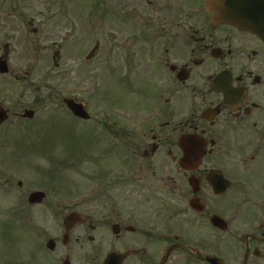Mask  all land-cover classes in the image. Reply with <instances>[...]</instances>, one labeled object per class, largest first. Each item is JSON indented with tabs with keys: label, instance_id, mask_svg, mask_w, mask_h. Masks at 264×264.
Wrapping results in <instances>:
<instances>
[{
	"label": "flooded vegetation",
	"instance_id": "obj_1",
	"mask_svg": "<svg viewBox=\"0 0 264 264\" xmlns=\"http://www.w3.org/2000/svg\"><path fill=\"white\" fill-rule=\"evenodd\" d=\"M205 8L140 0L133 35L110 36L82 63L79 23L56 0H0L8 72L57 71L66 86L82 67L137 71L140 102L151 104L130 124L125 111L64 87L8 109L27 142L11 146L12 171L0 176V264H264V42L212 22ZM66 99L89 119L73 116ZM40 101L61 111L36 122L47 133L34 145L32 121L19 116L37 117ZM40 146L60 175L72 169V182L33 185L26 168ZM37 190L46 196L30 204ZM53 190L66 197L42 207Z\"/></svg>",
	"mask_w": 264,
	"mask_h": 264
},
{
	"label": "rangeland",
	"instance_id": "obj_2",
	"mask_svg": "<svg viewBox=\"0 0 264 264\" xmlns=\"http://www.w3.org/2000/svg\"><path fill=\"white\" fill-rule=\"evenodd\" d=\"M64 4L63 10H70L71 12H67L66 14L71 20L79 21L80 25L82 24L83 20L88 16H93V13L91 12V5L92 4H101L106 12H108V8H112L109 12V14H113V16L118 15L119 11L122 9L124 11H130L131 9L135 11H140V2L138 0H61ZM92 3V4H91ZM67 6V8H65ZM128 17L131 16V12L127 14ZM96 19V35L97 37L100 35L102 29L105 28L106 25H108L109 29L111 30L110 33H113L112 31H118L122 34L131 33L128 32V29L126 26L122 24L121 21H115L112 17H107L103 14L95 16ZM95 22V20H94ZM81 39H82V47L83 49L86 48L87 50L90 48V41H86L84 44L83 37L85 35L83 34V30L81 29ZM87 33V32H86ZM87 37V36H86ZM84 49V50H86ZM87 71L82 72V80L84 81V75L87 76ZM131 73V72H130ZM138 74V72H133L131 75L133 76L132 81L125 80L119 71L116 70H108L103 71L101 75L99 76L100 79V89H97L94 91L92 98L95 100H100L102 105H105L107 107H116L118 109H121L126 112H138L140 113V109L149 108L151 106L148 102H140V96L137 93L138 89V80L136 78L135 74ZM98 74H100L98 72ZM78 76V74H77ZM59 73L57 71H29V72H9V74L5 76H0V105L7 107L15 104L14 106H17V103H20V106L23 108L30 107L34 103L35 98H40L41 96L46 95L47 97H50V95H58L60 93V85H61V79H59ZM82 80H78V84L82 88V95L85 97H89L87 93H90V82L84 81L82 83ZM67 82V81H65ZM89 83V85L87 84ZM46 88V89H45ZM50 90L52 92H50ZM54 94V95H53ZM55 97V96H54ZM37 107L39 109V115L38 119H41L46 115V111H48L51 107V105H48V103H38ZM51 110V109H50ZM56 116L52 115L49 118H55ZM35 124V123H33ZM11 126H7L3 129L2 132H5L7 129H11ZM17 128V127H16ZM12 138V136H10ZM1 143V142H0ZM58 142H55L54 144H57ZM39 151V156H33L32 163L34 173H32V181L34 186H41L42 179L45 178L46 181H53V182H59L67 176H63L60 179L52 178L50 174L45 173V167L44 165L48 166L47 164V158L54 157L55 155L51 154V156H48L46 152ZM35 157V158H34ZM31 163V164H32ZM36 165V166H34ZM0 167H3L0 165ZM60 169H66L61 168ZM0 174H2V171L0 170ZM66 175V174H63ZM75 178V177H74ZM80 178V177H77ZM83 181H86V179H81ZM72 182V180H71ZM82 184V181H80ZM56 184V183H55ZM52 185V184H50ZM72 185V184H71ZM70 185V186H71ZM62 190V189H61ZM54 193H51L49 195L50 198H48L47 203H45L42 207H59V201L61 198H65L66 196L59 192L54 191ZM58 197V198H56ZM55 199V200H52ZM72 199V198H71ZM64 200L63 202L66 205H71L72 200ZM57 200V201H56ZM59 200V201H58ZM44 217V216H43ZM35 218V217H34ZM9 255V254H8ZM35 264V263H34Z\"/></svg>",
	"mask_w": 264,
	"mask_h": 264
},
{
	"label": "water",
	"instance_id": "obj_3",
	"mask_svg": "<svg viewBox=\"0 0 264 264\" xmlns=\"http://www.w3.org/2000/svg\"><path fill=\"white\" fill-rule=\"evenodd\" d=\"M225 2V0H213V10L215 11V14L217 17H220L221 19L225 20L226 22H229L232 25H236V26H243V24H247L248 21L250 22L249 25H253L254 27H256V32L261 33L264 36V17L262 16V18H259L260 15L263 14V11L261 10V12L258 11V4L255 2V4L250 5V1L247 2L246 1V5H248V7H246L245 10L242 11V16L243 17H247L245 19H243L245 22L243 23V21L241 22L240 20H238V15L236 17H234L231 13H226L223 17V12H222V3ZM230 4H233L235 2H233V0H229ZM262 7H264V2L260 5ZM261 8V7H260ZM262 13V14H261ZM230 15V16H229ZM234 17V18H233ZM264 39V37H262ZM0 72H4V71H0ZM74 112H77L75 109H72ZM5 118L4 113L1 112L0 113V122ZM40 195L38 194H34L30 197V200H32V202H35L36 200L40 199Z\"/></svg>",
	"mask_w": 264,
	"mask_h": 264
}]
</instances>
